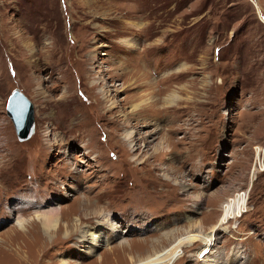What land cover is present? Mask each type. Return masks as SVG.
<instances>
[{
  "label": "rangeland",
  "instance_id": "1",
  "mask_svg": "<svg viewBox=\"0 0 264 264\" xmlns=\"http://www.w3.org/2000/svg\"><path fill=\"white\" fill-rule=\"evenodd\" d=\"M14 87L33 108L24 139ZM230 201L169 264H264V0H0V264H129L106 248L203 234ZM51 209L47 236L32 218Z\"/></svg>",
  "mask_w": 264,
  "mask_h": 264
},
{
  "label": "bare ground",
  "instance_id": "2",
  "mask_svg": "<svg viewBox=\"0 0 264 264\" xmlns=\"http://www.w3.org/2000/svg\"><path fill=\"white\" fill-rule=\"evenodd\" d=\"M138 106H139V103L136 102L133 105V109L134 110L137 109ZM5 134L8 136L7 143H8V145L11 146L10 153L16 155L17 152L19 151V148L17 149V147L14 146L15 144H13L11 134L9 131H6V129H5ZM157 195H158V193H155L153 195L147 194V195L142 196V197H144L146 201H153V199L150 197H156ZM197 197H199V196H197ZM21 201H22L21 199H20V201L17 200V202H21ZM23 202H25V206L33 204V203H31V200H29V199H23ZM77 203H78L77 206L80 205V207L83 209V211H85L84 215H87V214L96 215V211H95L94 207L92 206L93 204L87 203V201L84 199L78 200ZM39 205H41V204H39ZM234 206L235 205L231 201L228 204H223L222 209H221V215L218 217L217 221H215L214 223H211V225L208 228V231L203 233V234L202 233L201 234L192 233L193 230H197L198 228L201 229L200 223L196 222L194 225H193V223L190 224L189 228H187L186 231H184V230H181V231L173 230V231L165 232L161 235V239H158V238L152 239L150 242V245H148V246H147V244L144 243L145 242L144 239H140V240L139 239L138 240H136V239H126L125 240L124 239V240L120 241L119 243H117L118 246H109L106 248V250L111 251L112 249L119 247V248L128 250V252H132V254L129 255V257H128L129 258V260H128L129 264H169V262L176 256L177 251L179 250L180 246L185 245V244L190 243V242H195V241H199L201 243H208L209 242L208 240H210L209 235L212 232H214L215 229L224 227L225 226V219L228 216H233V214L236 212V210H238V208H235ZM9 209H10V211L14 210V209L11 210V207H9ZM87 210H88V212H87ZM238 215H239V212L237 214H235V217ZM58 217H59V213L55 209H51L49 211L42 212V213H37L32 218L33 224H35V225H32V227L37 226V228L39 227L38 229H40L44 235L48 234L49 236H52L53 233L55 232L53 230L56 229V223H57ZM77 219L79 220L80 217H78ZM67 223L68 222H66V226L69 225V224L67 225ZM103 223L104 222L98 221L97 225H99L101 227V226H103ZM30 224H32V222ZM14 225L16 228H19L21 230L24 228L23 220H17ZM71 225H72L71 226L72 230H70V231L73 232V231L77 230L79 223L77 221H75V222H72ZM113 228L115 229V226ZM38 229H37V231H38ZM92 231H90V230L87 231L86 229L82 230L81 231V233H82L81 234V238H82L81 241H84L85 239H89V241H90L89 243L92 246H95L99 243L100 235L102 232L99 230H95L93 232ZM117 231H121V230H117ZM66 232H67V229H66ZM227 232H228V234H230L229 231H227ZM162 242H166V244L162 245ZM135 244H138V246L136 247ZM149 247H150V249H149ZM160 249H163V251H160ZM88 252L92 253L93 250L88 249ZM101 258L102 257H99L98 261H100ZM232 259H234V258H231L230 262L233 261ZM217 262H220V261H217ZM66 263L72 264L70 262L69 263L66 262ZM213 264H215V263H213Z\"/></svg>",
  "mask_w": 264,
  "mask_h": 264
},
{
  "label": "water",
  "instance_id": "3",
  "mask_svg": "<svg viewBox=\"0 0 264 264\" xmlns=\"http://www.w3.org/2000/svg\"><path fill=\"white\" fill-rule=\"evenodd\" d=\"M5 110L11 118L18 139L28 137L33 131V108L31 101L17 87L7 95Z\"/></svg>",
  "mask_w": 264,
  "mask_h": 264
}]
</instances>
